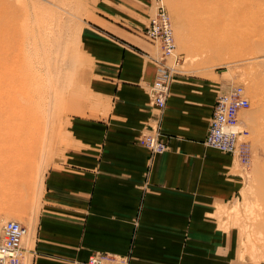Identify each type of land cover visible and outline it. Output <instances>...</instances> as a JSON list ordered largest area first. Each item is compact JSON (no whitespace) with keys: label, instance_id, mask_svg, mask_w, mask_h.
<instances>
[{"label":"crops","instance_id":"0c3cea01","mask_svg":"<svg viewBox=\"0 0 264 264\" xmlns=\"http://www.w3.org/2000/svg\"><path fill=\"white\" fill-rule=\"evenodd\" d=\"M153 1L93 0L81 34L87 100L44 176L32 264H80L98 252L130 264H249L238 232L219 220L242 194L243 169L204 144L217 80L178 72L166 109L151 103L161 49L143 31ZM157 127L169 151L152 156L140 140Z\"/></svg>","mask_w":264,"mask_h":264},{"label":"rangeland","instance_id":"374dc122","mask_svg":"<svg viewBox=\"0 0 264 264\" xmlns=\"http://www.w3.org/2000/svg\"><path fill=\"white\" fill-rule=\"evenodd\" d=\"M164 2L177 72L214 78L218 91L246 90L250 107L242 113L240 140L248 148L245 186L219 220L238 232L242 261L264 264V48L258 45L264 41V0ZM95 13L93 0H0L6 66L0 71V227L22 223L27 251L44 176L63 156L69 121L87 100L90 63L81 34ZM160 56L161 50L155 60ZM25 256L32 264V255Z\"/></svg>","mask_w":264,"mask_h":264},{"label":"built area","instance_id":"2783aa9c","mask_svg":"<svg viewBox=\"0 0 264 264\" xmlns=\"http://www.w3.org/2000/svg\"><path fill=\"white\" fill-rule=\"evenodd\" d=\"M155 14L149 26L143 31L145 38L158 44L161 56L155 60L157 77L149 86L151 103L159 111H164L171 96V85L177 72L176 43L171 17L164 0H155ZM174 59L172 66L168 60ZM250 107L246 90L242 86L229 87L219 91L216 97L214 113L210 119L205 146L223 154H230L238 160L241 167L248 166V148H241V115ZM140 143L152 156L169 151L168 143L162 138L160 130L155 128L145 135ZM26 228L18 221H7L0 227V264H26L28 251L24 247ZM80 264H130L129 256H117L107 253H94L89 260Z\"/></svg>","mask_w":264,"mask_h":264},{"label":"bare ground","instance_id":"6f19581e","mask_svg":"<svg viewBox=\"0 0 264 264\" xmlns=\"http://www.w3.org/2000/svg\"><path fill=\"white\" fill-rule=\"evenodd\" d=\"M238 11V10H237ZM231 23V22H230ZM230 23L228 22V25H230ZM258 45L260 46V47H263L264 48V41H262L261 40V43H258ZM247 46V45H246ZM237 51L238 50H240V48H237L236 49ZM236 52V51H235ZM229 53V52H228ZM221 57V56H220ZM8 60H10L9 58H8ZM4 62H5V57H4V55H2L1 54V57H0V63L2 64L0 67V71L1 70H4L5 68H6V66H3V64H4ZM3 66V67H2ZM240 129H241V127H240ZM26 237V236H25ZM24 241H25V239H24Z\"/></svg>","mask_w":264,"mask_h":264}]
</instances>
